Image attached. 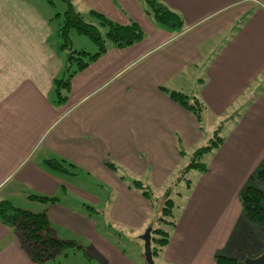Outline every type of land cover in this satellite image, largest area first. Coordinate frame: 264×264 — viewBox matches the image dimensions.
Here are the masks:
<instances>
[{
    "label": "crops",
    "instance_id": "1",
    "mask_svg": "<svg viewBox=\"0 0 264 264\" xmlns=\"http://www.w3.org/2000/svg\"><path fill=\"white\" fill-rule=\"evenodd\" d=\"M161 1L181 15L180 32L156 22L143 0H70L86 20L92 11L120 24L132 20L144 36L127 47L107 43L57 101L53 81L66 52L57 49L53 8L47 0H0V201L45 210L56 237L89 244L104 264H146L140 236L154 213L128 180L152 193L172 187L181 161L190 158L177 146L192 154L218 126L223 141L207 170L195 174L184 196L170 194L175 222L166 226L168 241L154 260L216 264L230 239L253 225L238 196L264 162V0ZM71 45L76 49L73 39ZM161 87L197 96L205 105L203 126ZM116 156L114 171L104 161ZM48 158L78 167L71 175L53 171ZM87 204L104 207L114 240L96 228ZM0 264H42L1 220Z\"/></svg>",
    "mask_w": 264,
    "mask_h": 264
},
{
    "label": "trees",
    "instance_id": "2",
    "mask_svg": "<svg viewBox=\"0 0 264 264\" xmlns=\"http://www.w3.org/2000/svg\"><path fill=\"white\" fill-rule=\"evenodd\" d=\"M62 1L65 4V10L62 13V21H58L57 36L60 42L58 43L57 49L66 52V56L62 75L55 78L53 81L57 101H62L66 98L65 93L70 88L72 77L105 52L107 43H111L117 47H127L140 41L144 36L140 26L132 20L126 24H120L97 11L91 12L90 18L92 20H86L85 17L76 10L70 0ZM48 2L50 4L53 3L52 0H48ZM143 3L144 10L156 22L170 32H180L184 28L181 15L168 7L161 0H143ZM58 16L59 14H56V17ZM71 31L79 35L82 34L87 36L91 42L96 45V52L90 53L83 49H74L71 45ZM161 88L167 92L168 96L173 101L180 104L196 118L200 128L203 126L202 115L205 110V105L197 96L188 95L177 90H168L165 87ZM220 128L221 126H218V128L214 130L217 132H215L216 136L220 137L217 139L218 142L217 140L211 141L208 146L197 149L193 155L195 157L190 159L187 167L207 170L206 164L200 163L199 156L208 149L220 145L223 141V138L219 135ZM180 150L183 151L182 148H180ZM63 163H65L64 159L48 158L45 160V165L57 172L74 174L63 167ZM105 164L112 170L117 171L115 164L110 162H105ZM69 165L73 166L72 164ZM183 171L184 168L181 172ZM253 177H257L264 182V162L254 172ZM120 178L124 179L125 177L121 175ZM128 181L131 187L139 190L145 198L151 200L152 192L146 184L136 179H129ZM189 182L190 180L187 179L185 185L189 186ZM30 198L42 203H54L57 201L56 197L40 195H32ZM239 199L242 204V209L246 214V219L251 222L264 224L263 193L250 185H246L239 193ZM164 205L161 212L162 216H160L158 220L155 219L156 226L151 227V246L154 244L160 246L159 248L152 247L153 256L156 255L168 241L169 232L166 230V226L173 225L175 222L176 203L172 198L167 197L165 198ZM87 209L92 210L94 208L87 206ZM0 220L20 233L22 244L27 247L32 258L42 264H52L49 260L53 259L55 253H60L63 250L71 249L72 251H82V246L77 240L60 239L56 236H52L51 227L45 210L33 213L16 207L7 200H1ZM162 225L164 228H162ZM49 248L52 249V252H49ZM215 260L218 264H239L236 258L221 255H216ZM240 264H244V262Z\"/></svg>",
    "mask_w": 264,
    "mask_h": 264
},
{
    "label": "rangeland",
    "instance_id": "3",
    "mask_svg": "<svg viewBox=\"0 0 264 264\" xmlns=\"http://www.w3.org/2000/svg\"><path fill=\"white\" fill-rule=\"evenodd\" d=\"M52 1H53V3L50 5L54 10L53 11L54 17L58 23V21L59 22L62 21V18H63L62 12L64 11L63 9H65V4L62 0H52ZM56 14H59V16H58L59 19H57L58 17H56ZM70 38L73 39V45L76 49H82L81 47L84 43V40H87L85 42V46H86V48H84L85 51L90 52V51H94L93 48H97L95 44L92 45L91 40L85 35H82V34L79 35L76 33H71ZM202 131H205V129ZM215 132L216 131L213 132L212 136H210L207 139V141H205L203 144H200L198 146V148H193L192 154H191V151L189 152L188 148L184 147V149L188 150V152L185 151L184 149H183V151H181L179 146H177V150H178L179 155H182V157H183V154H186V156H184V158L190 157L189 158V161H190V159H193L195 157L193 155L197 149L208 146L211 143V141L213 142V141H216L218 138H220V137L216 136ZM222 133L225 134L223 131H222ZM217 142H218V140H217ZM220 144H222V142ZM217 148H218V146L213 147V148L208 149L207 151L203 152L199 156L200 163H203V164L206 163L209 165L210 164V158H211L212 154H214L218 150ZM207 153H210V154L207 156ZM116 157H114V158L108 157L107 160L104 161V164H105V162H110V163L114 164V161H115V164H117V162L120 160V158H118V157L116 158ZM59 159H63V158H59ZM64 160H65V163H63L64 164L63 167L68 169L69 172H76L75 167L77 165L75 163H73V161H71V160H68V159H64ZM189 161L187 163H186V160L181 161V164L179 165L180 168L174 174V178L171 179V182L173 183L172 187H167V188H165V190H160V191H157L156 193H152L151 200L148 199L151 203L153 213H154V215H153L154 221L150 225V228L155 227L156 226L155 219L158 220V218L160 216H162L161 212L165 206L164 205L165 198H167V197L172 198V195H173V197L175 199H177L178 195H176V194L177 193L179 194L180 191L182 192L181 195L184 196L183 189L186 192L190 191V189L192 188V183L196 181L195 174L205 172V170H199L197 168L187 167L189 164ZM69 164H72L73 166H71ZM183 168H184V171L181 172V170ZM49 169H51V168H49ZM51 170H53V169H51ZM53 171H55V170H53ZM68 175H71V174H68ZM187 179L190 180V182H189L190 186L185 185ZM233 181L235 183H237V182H240L241 180L238 177V180H233ZM246 185H250V186L260 190L264 195V182L262 180H260L259 178L252 176L247 181ZM98 188H99L98 194L101 195L102 198L107 197V199H109L108 196L110 194L107 192V190H104L100 187H98ZM152 189H154L153 185H152ZM230 191L231 190H229V196H230ZM110 192H111V190H110ZM170 194H172V195H170ZM179 197H181V196H179ZM21 202L23 205H26L25 204L26 202L25 203L23 201H21ZM87 206L92 207L91 205H88V204H87ZM241 206H242V204H241ZM92 208H94V207H92ZM103 210H104V207H102L101 205L98 206L97 208L95 207L92 210L87 209V211L90 214H92L98 221L96 224V228L98 225V229L100 230L101 233H103L104 235L107 234L108 237H110L112 240H114V227L113 226H107V224L109 222L107 220H105L104 215H103L104 214ZM242 215L244 218H246V214L244 213L243 209H242ZM250 222L251 221H249L247 219L246 223L248 224ZM252 223H253V225H251L252 226L251 232H245L246 227H244L241 234H237L236 236L232 237V239L234 241L232 239H230V241H229L230 248H223L222 252H219L217 255H221V256H225L223 254H226L228 256L234 255V257L236 258V260L240 264V263H243L246 258H253V257L258 256L262 252H264V224L255 223V222H252ZM99 225L101 227H99ZM162 228H164L163 225H162ZM51 233H52V236H56L52 229H51ZM57 238H59V237H57ZM238 241L242 242L239 245L240 250H237V246H238L237 242ZM79 243L82 246V251L81 250L72 251L71 249L63 250L60 253H55L53 255V259L49 260V262H51L52 264H104V262L98 256L95 255L96 252L94 251V249L89 244H86V243L82 244L81 242H79ZM152 247L159 248L160 246L154 244ZM143 249H144V246H143ZM84 251H85V253H84ZM126 251L128 252V250H126ZM49 252H52V249L49 248ZM143 253H144V250H143ZM257 253H259V254L256 255ZM228 256H226V257H228ZM155 257L156 256L154 255L153 258L158 261L157 257L156 258ZM216 264H218V263L216 262ZM224 264H226V263H224Z\"/></svg>",
    "mask_w": 264,
    "mask_h": 264
},
{
    "label": "water",
    "instance_id": "4",
    "mask_svg": "<svg viewBox=\"0 0 264 264\" xmlns=\"http://www.w3.org/2000/svg\"><path fill=\"white\" fill-rule=\"evenodd\" d=\"M144 246V259L146 264H156L153 258L151 246V228L145 230L140 236ZM244 264H264V252L253 258H246Z\"/></svg>",
    "mask_w": 264,
    "mask_h": 264
}]
</instances>
